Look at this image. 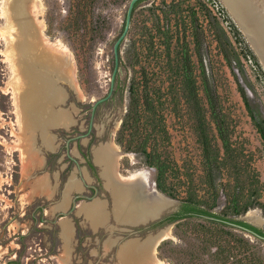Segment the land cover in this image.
Wrapping results in <instances>:
<instances>
[{
  "label": "rangeland",
  "instance_id": "374dc122",
  "mask_svg": "<svg viewBox=\"0 0 264 264\" xmlns=\"http://www.w3.org/2000/svg\"><path fill=\"white\" fill-rule=\"evenodd\" d=\"M128 1L92 0L83 8L84 14L76 13V0H40L39 6H32L30 16L34 22L41 23L50 43L39 45L30 40L37 50L32 57L35 66L30 68L49 78L50 84L55 83L52 93L47 92L40 100L35 96L38 100L35 104L27 102L25 89L19 96L21 84L13 76L11 62L22 70L28 59L24 63L20 61L22 56L16 42L21 38L20 30L8 32L4 8L10 0H0V264L13 260L17 262L9 264H152L150 253L139 248L146 246L167 226L169 235L155 247V256L162 264H220L215 256L204 250L193 230L199 220L191 219L185 224H156L176 210L185 197L193 195L209 199L213 193L203 170L202 147L197 139L194 113L181 81L177 56L185 37L198 75L199 98L205 107L190 24L191 6L197 10L199 25L204 30L199 37L200 49L225 115L233 148L232 157L223 159L214 171L215 191L219 196V205L215 209H222L225 191L235 193L239 188L244 192L242 199L253 201L257 186L253 170L257 171L260 180L259 200L264 202V141L248 113L231 70L216 48L213 29L218 19L235 50H241L228 23L222 20L218 5L211 0H201L211 8V15L215 17L208 20L196 0H181L171 26L172 45L168 57L164 39L156 34L153 37L148 35L154 16L146 9L154 1L159 7L157 12L165 6L161 0H143L135 10L120 47L121 61L112 96L96 107L90 133L70 142V154L78 160L85 181L95 185L98 192L92 199H78L74 210L56 218L59 211H69L74 194H93V190L84 185L76 162L67 156L65 143L69 136L88 130L92 103L108 91L113 67L112 46L122 29ZM253 2L264 7V0ZM233 64L257 117L264 118L263 74L243 55L240 59L235 58ZM69 66L74 70V83L67 78ZM240 66L245 70V79L237 68ZM39 67L42 70L39 71ZM43 70L49 74L45 75ZM21 80L22 86L29 85L27 78ZM132 83L147 88L154 107L150 116L158 127L159 147L172 165L170 183L175 197L163 193L170 199V204L162 209V216H142L149 209L151 191L156 192L154 172L146 164L143 154L125 151L117 140ZM15 84L19 89L14 87ZM38 105L48 110L49 119L42 120L34 112ZM18 111L23 116L26 131H34L30 138L21 131ZM205 113L208 116V111ZM109 141L117 146L120 174H135L140 178V184L128 195L127 201L119 197L113 188V180L107 184L102 167L94 156V150ZM27 142L36 157L42 158L37 165L30 162L27 151L23 150ZM50 142L54 147H47ZM88 160L94 164L93 168L88 165ZM42 176L50 187V195L31 192L30 182ZM136 199L143 204L133 203ZM93 201L100 206L96 212L79 208ZM250 210L258 211L262 220L250 217ZM124 211L128 214L125 215ZM245 214L248 215L247 221L264 228V214L260 207H252L236 217L244 219ZM62 219L72 224L70 237L65 236ZM232 231L240 230L234 228ZM242 233L254 243L264 259V240L245 231ZM231 243L234 244L232 239ZM247 253L251 254L250 251Z\"/></svg>",
  "mask_w": 264,
  "mask_h": 264
},
{
  "label": "trees",
  "instance_id": "16d2710c",
  "mask_svg": "<svg viewBox=\"0 0 264 264\" xmlns=\"http://www.w3.org/2000/svg\"><path fill=\"white\" fill-rule=\"evenodd\" d=\"M91 1L92 0H76V13L84 14L83 8ZM142 1L143 0H139L136 2L132 11L131 21L137 6ZM196 1L202 7L208 20L209 17H211L210 19H215V17L211 15L212 10L210 7L201 0ZM161 2L165 7L161 8L159 12H157L159 7L155 1L152 2L150 6L146 7V9L151 11L152 16H154L152 27L148 35L153 37V34H156L159 38L164 39V48L169 57L172 45L170 39L171 26L182 1L161 0ZM211 2L218 5V11L222 15V20L228 23L229 31L240 45L241 50L236 51L229 39L228 33L220 26V22L216 19L217 25H215V29H213L216 48L231 70L248 113L264 141V118L259 119L257 117L251 99L246 92V88L242 84L239 73L234 71L235 65L233 62L235 58L240 59V56L243 55L244 58L251 60L252 64L261 71L263 77L264 69L255 50L222 0H211ZM190 24L192 35L195 39V52L199 61V78L203 85L206 100L205 107L199 98L197 86L198 75L195 71L191 48L185 37L183 38L180 49L177 51L179 72L181 81L185 86V92L191 110L194 113L197 139L202 147L203 170L209 186L213 189V193L209 199H202L193 195L185 197L181 200L176 210L163 216L156 224H162L164 222L185 224L191 219L199 220L200 222L197 223V228L193 230L199 232H195V234L200 239L204 250H207L209 254L215 256L220 261V264H264V259L259 254L254 243L242 233V230L239 229L237 225L244 226L262 235H264V228L245 219L236 217L255 206L260 207L264 214V202L259 200L261 193L259 191L260 180L257 171L253 170V179L257 184L253 201L242 199L244 192L242 188H239L235 193H228L225 191L224 195L226 198L222 209L219 211L215 209L219 205V196L218 192L215 191L214 171L219 168V164L223 159L227 160V158L232 157L233 148L230 141L229 127L225 115L222 112L217 92L210 82L200 49L201 43L199 37L204 30L201 25H199L197 10L192 6L190 7ZM179 40L180 38H178V41ZM120 61L121 56L119 53V63ZM237 68L240 73L242 72V77L245 79L244 68L242 66ZM129 93V104L117 132V140L122 144L125 151H134L143 154L146 164L154 172V187L164 194L175 197L172 184L170 183L172 165L169 158L164 155L159 147L158 127L150 116V113L154 111V107L149 98L147 88L146 86L143 87L141 84L132 83L129 87ZM205 111H208V116ZM88 165L92 168L94 167V164L90 160H88ZM234 228L240 231H232ZM231 239L234 241L233 245ZM247 251H250L251 254L247 253ZM10 262L17 261H9L8 264Z\"/></svg>",
  "mask_w": 264,
  "mask_h": 264
},
{
  "label": "bare ground",
  "instance_id": "6f19581e",
  "mask_svg": "<svg viewBox=\"0 0 264 264\" xmlns=\"http://www.w3.org/2000/svg\"><path fill=\"white\" fill-rule=\"evenodd\" d=\"M222 2L224 3L225 7L228 9L230 14L234 17L238 25L240 26L239 28H241L242 32L247 37L253 49L257 51L263 63L262 66L264 68V7H258L253 2V0H222ZM39 4H40V0H10L9 4H6L4 8L7 27L9 28L8 32L20 30L21 38L20 40L16 41L20 51L19 55L22 56V58H20V61L24 63L28 59V64H24V68H22V70L19 68V66H16L13 62H11V67L14 73L13 76L15 79L20 80V84H21L20 89L17 87L16 84L14 85V87L16 89L17 88L19 89L18 91L19 96L22 95V91H24L25 89L24 92H26L25 95L27 98V102L29 101L32 103L38 101L35 96H37L39 99L43 95H46L47 92L52 93L55 89V83L53 85L50 84L49 78L45 77L42 74H39L38 72H35L34 70H31L30 68L31 66H35L32 57L37 54V50L35 49L34 44L31 41L33 40L35 43L36 42L39 43V45H41L42 43H46V44L50 43L47 40V38H45L41 23L39 22L37 23L36 21L34 22V18H31L30 16V9H32V6L37 7L39 6ZM16 35L19 36V33H16ZM10 41H12V38H10ZM10 56L11 54L8 53V57ZM67 63H69V61ZM40 70H42L41 67H39V71ZM43 71L45 75L49 74L48 71L46 70ZM21 78L25 80L26 78L28 79L29 85H27V87L22 86ZM67 78L68 80H70V82L72 83L75 82L74 70L71 66L68 67ZM34 110L33 111L36 112L37 115L42 120H46L51 117L48 113V110L44 109L41 105H38ZM17 113L19 114L17 115L19 116V121L21 123L20 127L22 133L23 134L26 133L27 136H29L30 138L31 135H33L34 131L33 132L31 130L26 131L27 127H25L24 125L25 123L23 120V116L20 114L19 111ZM62 122L67 123L68 121L63 120ZM51 145L53 144L50 142L48 143L47 147H50ZM52 147H54V145ZM24 149L27 151V155L31 158L30 162H32L34 165H37V163L39 164L40 160L42 161L41 157H36V153L32 150L30 143L27 142L26 144H24L23 150ZM94 156L96 161L102 167V173L108 180L107 184L110 183V180H113V186H114L113 188L115 189L119 197L121 196L127 201L128 195L131 194L127 186L132 185L136 189L138 183L140 182L139 181L140 178L139 176L137 177V175L135 174L130 176H124L120 174L118 170L119 153L117 152L116 144L112 141L101 144V146L97 147L94 150ZM30 183H31L32 193L45 192L50 195V189H49L50 187L47 184L46 178H44L43 176L34 179ZM124 184L126 185V187L124 186ZM74 185L76 186L77 183H74ZM151 193H150L151 195H149V200H148L149 206H147L149 209H147V212L145 214H142L144 218L157 216L162 211V209L166 208L170 204V199L167 198L165 195L153 191H151ZM99 207H100L99 203L93 201L85 206L80 205L79 208L80 209L90 208L92 212H96L99 209ZM120 211H122V209H120ZM127 214L128 212H125V215ZM249 216L255 219L262 220V217L260 216L259 212L256 210H250ZM62 225L65 236L70 237L72 233L71 222L68 221L67 219H62ZM169 233H170L169 227L167 226V228L160 230L158 234H156L153 238H151L147 242L146 246L142 245L139 248L140 250H145L148 253H150V256L152 257L151 260L153 261L152 264H162V261L158 259L157 256H155V247L158 244V242L161 239L167 237Z\"/></svg>",
  "mask_w": 264,
  "mask_h": 264
},
{
  "label": "water",
  "instance_id": "95a60500",
  "mask_svg": "<svg viewBox=\"0 0 264 264\" xmlns=\"http://www.w3.org/2000/svg\"><path fill=\"white\" fill-rule=\"evenodd\" d=\"M139 0H129L128 3H127V6H126V10H125V16H124V23H123V26H122V29L119 33V35L116 37V39L114 40L113 42V46H112V53H113V67H112V71H111V75H110V81H109V88H108V91L105 95H103L102 97H99L97 98L93 103H92V107H91V113H90V119H89V125H88V130L84 133H80V134H75V135H72V136H69L66 140V143H65V147H66V154L68 157H70V159H73L76 164H77V167H78V170L80 172V176H81V179L84 183V185L88 188V189H92L93 190V194L92 195H88L86 193H76L73 195L72 197V205L69 209L68 212L66 211H59L57 214H56V218L62 214H67L69 212H71L72 210H74V208H76V205H77V201L78 199H81V198H87V199H92L95 197V195L97 194L98 192V189L95 185H93L92 183H87L82 175V171H81V166L78 162L77 159H75L71 154H70V142L78 139V138H81V137H84V136H87L91 129H92V126H93V118H94V113H95V109L96 107L98 106V104H100L101 102L103 101H106L107 99H109L113 93V90H114V85H115V78H116V74L118 72V69H119V53H120V47H121V44L122 42L124 41V39L126 38V35L128 33V30L130 28V25H131V18H132V11L134 9V6L136 4V2H138ZM252 46V45H251ZM255 50V49H254ZM256 54L258 55L257 51L255 50ZM259 57V55H258ZM259 60L262 63L260 57H259ZM123 184V183H122ZM124 186L126 187V185L124 184ZM127 188H129L130 192L132 191H135V187H133L132 185H128ZM157 191L156 188H154ZM161 193V192H159ZM163 194V193H161ZM164 195V194H163ZM167 197V196H166ZM136 203L137 205H142L143 202L136 199L133 201V203ZM165 209V208H164ZM163 209V210H164ZM163 210L158 214V216H162V212ZM247 217L248 215L245 214V216L243 217L244 219L247 220ZM161 218V217H160ZM55 221V220H54ZM237 227L239 229H241L242 231H245L247 233H249L250 235L256 237V238H259V239H262L264 240V235L262 234H259L257 233L256 231L254 230H251L249 228H246L244 226H241V225H237Z\"/></svg>",
  "mask_w": 264,
  "mask_h": 264
}]
</instances>
